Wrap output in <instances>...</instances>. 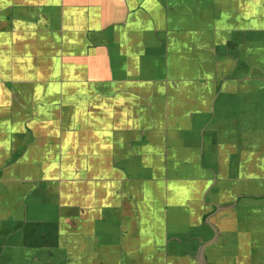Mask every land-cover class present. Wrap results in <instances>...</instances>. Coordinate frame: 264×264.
<instances>
[{"label": "crops", "instance_id": "0c3cea01", "mask_svg": "<svg viewBox=\"0 0 264 264\" xmlns=\"http://www.w3.org/2000/svg\"><path fill=\"white\" fill-rule=\"evenodd\" d=\"M0 264H264V0H0Z\"/></svg>", "mask_w": 264, "mask_h": 264}]
</instances>
